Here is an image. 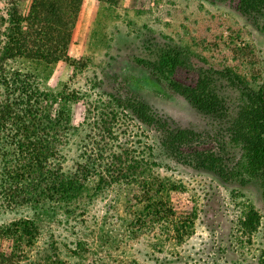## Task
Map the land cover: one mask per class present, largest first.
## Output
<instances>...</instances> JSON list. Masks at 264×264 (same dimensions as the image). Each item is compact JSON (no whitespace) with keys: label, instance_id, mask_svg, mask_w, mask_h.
<instances>
[{"label":"rangeland","instance_id":"374dc122","mask_svg":"<svg viewBox=\"0 0 264 264\" xmlns=\"http://www.w3.org/2000/svg\"><path fill=\"white\" fill-rule=\"evenodd\" d=\"M240 1L84 0L69 47L76 59L50 79L92 102L75 107L76 121L86 119L70 132L65 167L84 161L102 108L118 105L128 115L120 116L118 141L151 155L154 178L185 186L191 205L182 210L196 209L194 228L179 243L161 226H144L118 181L74 205L10 210L0 201V226L40 223L15 264H258L263 188L241 171V142L230 129L264 84V17L243 12ZM252 211L261 215L256 230L242 226ZM9 245L0 240V249Z\"/></svg>","mask_w":264,"mask_h":264},{"label":"trees","instance_id":"16d2710c","mask_svg":"<svg viewBox=\"0 0 264 264\" xmlns=\"http://www.w3.org/2000/svg\"><path fill=\"white\" fill-rule=\"evenodd\" d=\"M0 1L5 11L1 14L0 9L2 206L38 210L46 204L74 205L98 195L108 186L102 184L118 181L128 192L129 202L137 207L135 215L142 218L144 226H161L183 242L192 233L197 216L194 207L182 210L191 205L187 189L154 178L151 155L118 141L117 125L125 113L118 105L102 108L97 117L99 124L88 139L84 161L75 163L74 169L65 167L63 150L70 132L86 119L84 116L76 121L75 107L82 104L87 110L92 102L79 90L55 89L50 79L58 64L76 59L69 54V47L84 0ZM239 8L264 17L263 0H241ZM259 23L264 31V20ZM176 86L187 91L178 83ZM232 126L233 138L241 142V171L261 180L264 199V84L248 95ZM202 166L214 168L210 163ZM260 222L261 215L252 211L242 226L256 230ZM39 234L36 218H21L0 226V240L10 244V251L0 249V264H15ZM258 264H264V250Z\"/></svg>","mask_w":264,"mask_h":264}]
</instances>
